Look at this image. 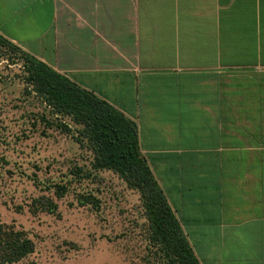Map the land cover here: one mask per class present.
Returning a JSON list of instances; mask_svg holds the SVG:
<instances>
[{
    "label": "crops",
    "instance_id": "obj_1",
    "mask_svg": "<svg viewBox=\"0 0 264 264\" xmlns=\"http://www.w3.org/2000/svg\"><path fill=\"white\" fill-rule=\"evenodd\" d=\"M0 34L136 123L200 264H264V0H0Z\"/></svg>",
    "mask_w": 264,
    "mask_h": 264
},
{
    "label": "rangeland",
    "instance_id": "obj_2",
    "mask_svg": "<svg viewBox=\"0 0 264 264\" xmlns=\"http://www.w3.org/2000/svg\"><path fill=\"white\" fill-rule=\"evenodd\" d=\"M12 60L0 61V223L23 228L35 243L12 264H163L150 250L136 191L110 171L80 179L73 173L77 166L89 170V152L74 131L40 120L47 109L29 90L22 63ZM66 180L71 183L56 199L57 213L30 212L33 196ZM88 192L98 206L81 201Z\"/></svg>",
    "mask_w": 264,
    "mask_h": 264
},
{
    "label": "trees",
    "instance_id": "obj_3",
    "mask_svg": "<svg viewBox=\"0 0 264 264\" xmlns=\"http://www.w3.org/2000/svg\"><path fill=\"white\" fill-rule=\"evenodd\" d=\"M23 65V78L47 109L40 114L46 127L71 133L81 148L89 152V170L77 166L73 173L85 178L94 172L110 171L127 188L136 191L148 223L152 253L163 264H200L186 235L142 155L136 123L94 93L81 88L66 76L25 52L0 34V61L12 59ZM28 92V89H26ZM71 180L52 182L49 193L33 196L32 213H57L56 199L64 196ZM51 193V194H50ZM81 201L98 206L88 192ZM35 248L26 230L13 223H0V264L16 263Z\"/></svg>",
    "mask_w": 264,
    "mask_h": 264
}]
</instances>
